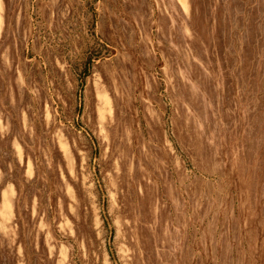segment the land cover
I'll list each match as a JSON object with an SVG mask.
<instances>
[{
	"label": "rangeland",
	"instance_id": "obj_1",
	"mask_svg": "<svg viewBox=\"0 0 264 264\" xmlns=\"http://www.w3.org/2000/svg\"><path fill=\"white\" fill-rule=\"evenodd\" d=\"M0 264H264V0H0Z\"/></svg>",
	"mask_w": 264,
	"mask_h": 264
}]
</instances>
